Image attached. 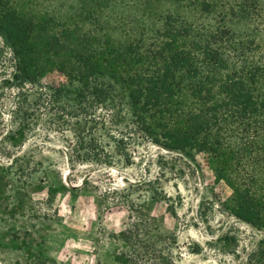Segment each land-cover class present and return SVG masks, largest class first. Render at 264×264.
I'll return each mask as SVG.
<instances>
[{"label": "rangeland", "instance_id": "rangeland-1", "mask_svg": "<svg viewBox=\"0 0 264 264\" xmlns=\"http://www.w3.org/2000/svg\"><path fill=\"white\" fill-rule=\"evenodd\" d=\"M9 2L30 23L46 67L36 84L12 81V54L0 38V162L5 167L0 174V264H119L116 256L125 245L117 236L140 205L160 229L155 233L164 259L156 264H251L250 254L264 240V229L232 214L227 201L232 191L212 172L205 154L188 157L133 134L119 148L108 138L113 133L110 109L99 107L85 115L73 94L70 101L54 104L46 97L53 99L55 88L77 89V82L70 83L59 68L73 52L106 46L109 36L118 43L144 40L149 49L167 14L198 19L191 18L188 2ZM224 2L235 12L246 5L250 18H264V0L259 6L254 0ZM252 23L234 25L252 30ZM127 118L120 125L123 130ZM15 126H22L24 135L13 148L1 132ZM91 130L96 140L111 142L109 165L70 161L75 134L83 131L89 139ZM224 176L264 192L262 168L258 174ZM251 176L257 184L250 183Z\"/></svg>", "mask_w": 264, "mask_h": 264}, {"label": "trees", "instance_id": "trees-1", "mask_svg": "<svg viewBox=\"0 0 264 264\" xmlns=\"http://www.w3.org/2000/svg\"><path fill=\"white\" fill-rule=\"evenodd\" d=\"M173 1L188 2L191 18L198 19L167 14L149 49L144 40L118 43L109 36L106 46L73 52L59 68L70 83L77 82V89L55 88L54 100L46 97L54 104L73 94L85 115L99 107L110 109L113 133L108 138L119 148L133 134L188 157L205 154L212 172L232 191L227 199L232 214L264 229V192L224 176L264 169V18H250L243 4L236 13L224 0ZM254 1L258 5L261 0ZM246 20L253 22L252 30L235 28V21ZM32 30L9 0H0V38L12 54V81L21 86L36 84L46 67ZM125 115L126 131L120 127ZM23 130L15 126L1 133L14 148L23 141ZM88 133L89 139L83 131L75 134L70 161L109 165L111 142L93 138L94 130ZM4 171L0 162V174ZM250 183L257 179L251 176ZM145 211L140 205L117 236L125 245L116 256L119 264L164 259L157 220ZM250 263L264 264V240L250 254Z\"/></svg>", "mask_w": 264, "mask_h": 264}]
</instances>
